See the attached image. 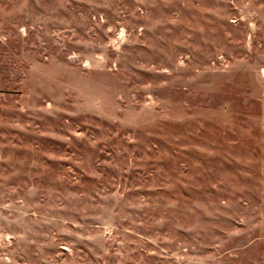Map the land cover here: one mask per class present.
I'll return each instance as SVG.
<instances>
[{"label": "rangeland", "instance_id": "374dc122", "mask_svg": "<svg viewBox=\"0 0 264 264\" xmlns=\"http://www.w3.org/2000/svg\"><path fill=\"white\" fill-rule=\"evenodd\" d=\"M0 264H264V0H0Z\"/></svg>", "mask_w": 264, "mask_h": 264}]
</instances>
